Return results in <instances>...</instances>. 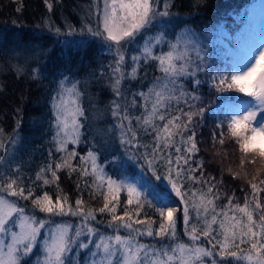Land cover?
Listing matches in <instances>:
<instances>
[{"label":"snow or ice","instance_id":"1","mask_svg":"<svg viewBox=\"0 0 264 264\" xmlns=\"http://www.w3.org/2000/svg\"><path fill=\"white\" fill-rule=\"evenodd\" d=\"M54 2L44 0L48 12ZM174 6L91 0L79 28L44 19L64 43L98 44L109 60L86 81L71 66L52 72L47 115L37 121L47 122L51 140L34 176L14 163L20 122L7 139L0 129V264L33 256V264H264V25L257 30L249 18L232 37L220 25L196 30L180 21L169 39ZM217 33L223 50L213 56ZM149 69L160 75L147 91L126 86L147 80ZM39 74L31 69L33 79ZM102 81L113 96V135L82 155L89 120L82 97L86 84ZM205 85L214 102L205 104ZM229 149L239 170L224 165ZM203 151L218 159L219 179ZM65 173L75 177L74 200L60 186ZM225 175L243 179L242 200Z\"/></svg>","mask_w":264,"mask_h":264},{"label":"trees","instance_id":"2","mask_svg":"<svg viewBox=\"0 0 264 264\" xmlns=\"http://www.w3.org/2000/svg\"><path fill=\"white\" fill-rule=\"evenodd\" d=\"M255 1L174 0L172 12L176 14L175 26H169L167 29L169 39H173L174 33L184 27L180 21H187L189 26L196 30L213 24L220 25L224 33L235 37L245 25L248 10ZM90 3L91 0H57L53 3V11L48 12L44 0H0V129H3L4 138L7 139L17 127V121L20 122L18 130L22 143L15 153L14 163L23 165L25 176H34L35 170L43 163L49 150L51 134L47 122L37 121L42 114L47 115L48 100L55 86L53 81L57 78L52 72L71 66L73 72L77 73L76 78L86 81L89 79V73L93 70L98 71L101 64L108 63L107 54L98 44L91 42L85 46H77L76 43L66 44L63 42L64 37L57 38L43 24L45 18H50L57 27H64L67 22L79 28L84 22L82 18L86 16ZM21 4V11H16ZM57 39L61 43H56ZM80 39L82 38L79 36L67 38L68 41ZM210 39L216 41V51L213 52V56H216L223 50L221 37L217 33ZM17 65L23 67L22 73L15 71ZM32 68L40 69L36 79L32 78ZM154 75L160 73L149 69L147 80L142 83L132 81L126 86L133 91H147ZM201 94L204 96L205 104L216 100V96H209L206 85L201 87ZM112 99V93L105 82L86 84L82 104L89 120L85 128L84 141L78 146L80 154H86L91 145L103 144L108 136L113 135L115 121L109 111ZM212 123L213 121L209 120L204 126L201 139H207ZM114 146L110 145L108 151ZM229 153L224 165L231 166L234 171L239 170L238 158L231 155V149ZM201 156L206 161V170L219 179L218 159L213 160L209 151H203ZM225 182L242 200L240 187L244 183L243 180H232L230 176L225 175ZM60 186L74 200L75 177L69 180L66 173L62 174ZM55 191L54 187L50 189L53 195ZM85 199H88L86 193ZM99 227L104 229L103 224Z\"/></svg>","mask_w":264,"mask_h":264},{"label":"rangeland","instance_id":"3","mask_svg":"<svg viewBox=\"0 0 264 264\" xmlns=\"http://www.w3.org/2000/svg\"><path fill=\"white\" fill-rule=\"evenodd\" d=\"M249 18H251L252 25L257 30H259L260 27L262 25H264V0H256L255 3L249 8L245 24L248 22ZM244 27H245V25L243 26V28ZM243 28H241V29H243ZM248 168L249 169H246V170L249 173H252L253 169L251 168V166H249ZM240 180H243V179H240ZM101 230H104V229L101 228ZM178 232L181 235V238H183L185 240L187 239L186 237H183V224H182V221L178 225ZM34 260H35V256H33L32 260L29 261V264H33Z\"/></svg>","mask_w":264,"mask_h":264}]
</instances>
